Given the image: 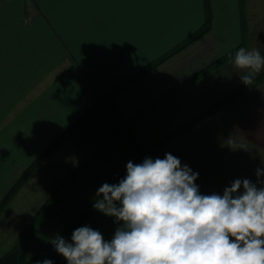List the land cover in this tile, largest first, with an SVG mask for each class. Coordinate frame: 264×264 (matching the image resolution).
I'll return each instance as SVG.
<instances>
[{"label": "crops", "instance_id": "0c3cea01", "mask_svg": "<svg viewBox=\"0 0 264 264\" xmlns=\"http://www.w3.org/2000/svg\"><path fill=\"white\" fill-rule=\"evenodd\" d=\"M256 6V0H211L210 33L114 98L119 116L110 111L109 123L100 122L110 110L101 103L80 130L100 138L82 146V153L88 155L117 127L122 135L83 175L96 183L93 195L134 160L130 138L146 149L242 85L243 73L234 66L238 47L264 56ZM244 17L252 21L243 22ZM203 21V0H0V168L6 157L10 168L8 177L0 170V183L9 185L100 97ZM116 142L124 154L107 158ZM68 146L69 157L77 159L79 145L71 139L61 147ZM166 153L199 174L194 183L203 195L222 194L236 179L256 183V170L264 168V82L151 158ZM83 226L98 230L106 241L120 227L97 210ZM62 264H67L63 257Z\"/></svg>", "mask_w": 264, "mask_h": 264}, {"label": "clouds", "instance_id": "9594fccd", "mask_svg": "<svg viewBox=\"0 0 264 264\" xmlns=\"http://www.w3.org/2000/svg\"><path fill=\"white\" fill-rule=\"evenodd\" d=\"M234 66L250 87L264 56L241 47ZM198 175L171 153L129 161L95 194L93 208L120 225L111 239L83 226L70 242L57 234L49 243L67 264H264V168L256 183L236 179L222 194H201Z\"/></svg>", "mask_w": 264, "mask_h": 264}, {"label": "trees", "instance_id": "16d2710c", "mask_svg": "<svg viewBox=\"0 0 264 264\" xmlns=\"http://www.w3.org/2000/svg\"><path fill=\"white\" fill-rule=\"evenodd\" d=\"M203 9H204V21L202 26L194 32L192 35L184 39L182 42L177 44L175 47L170 49L167 53L163 54L158 59L152 61L146 65L143 69L124 80L114 88H112L108 93L100 97L92 106H90L72 125H70L58 138L55 139L40 155H38L32 163L22 171L20 176L14 181V183L8 188L4 195L0 198V216L5 211L7 206L12 202L14 197L18 194V191L25 185V183L30 179L34 171L42 165L48 157L58 150L66 141L75 140L76 144L79 147L87 146L90 147L91 140H99L100 137H95L89 133L81 132L82 128L90 125L92 121V116L99 110L100 106L104 103L110 111L119 116V111L113 104V99L120 95L122 92L136 84L140 79L150 75L156 68L161 66L164 62L170 58L178 55L182 51L186 50L188 47L194 45L196 42L205 37L212 29V11H211V0H203ZM240 48V47H238ZM237 48V49H238ZM236 49V50H237ZM233 55V51L228 53L225 58H230ZM221 59L216 62H220ZM264 82V71L259 73L252 85L250 87L241 85L231 91L228 95L219 99L213 103L206 110L193 117L192 119L186 121L184 124L176 127L173 131L167 135L161 137L158 141L151 144L148 148L141 150L138 147L134 139L129 141V145H132L134 148L135 158L132 161L134 164L141 163L145 157H152L160 150L164 149L166 146L170 145L177 139L181 138L194 128L198 127L204 121L208 120L212 116L216 115L220 111L224 110L226 107L231 105L237 99L250 92L251 90L259 87ZM102 103V104H101ZM112 112V113H113ZM135 118V117H134ZM133 118V119H134ZM132 119V120H133ZM101 122V121H100ZM128 122V121H126ZM102 123H105L102 121ZM121 127H117L112 134H109L97 148L93 149L87 157L78 164L69 175L60 181L57 186L53 187L50 191V194L45 199L43 204L38 208L32 218L26 223L21 232L19 233L16 241L13 246L5 252L0 257V264H36L37 261H40L41 264L44 260L49 259L53 264H62V256L58 255L52 244H46L40 251L36 252L34 255L27 256L25 245H29L35 236L43 230L46 225H48L53 220L57 219V216L61 214L64 210L61 207V203L65 200L66 193L70 189V185L74 181L81 178L86 171L89 170L91 163L106 150L107 145L110 141L115 140L118 135H122ZM86 131V130H85ZM89 142L87 141L88 137ZM93 142V143H94ZM125 176V169L117 175L113 180L108 184H116ZM69 186V187H68ZM71 190V189H70ZM67 198V197H66ZM95 197L87 205V207L80 212L79 215L73 217V221L70 227L64 232L63 235H60L64 239L70 235L74 230L81 227L88 218L96 211L93 208Z\"/></svg>", "mask_w": 264, "mask_h": 264}, {"label": "rangeland", "instance_id": "374dc122", "mask_svg": "<svg viewBox=\"0 0 264 264\" xmlns=\"http://www.w3.org/2000/svg\"><path fill=\"white\" fill-rule=\"evenodd\" d=\"M256 3V12L262 13V18L257 19L256 23V32L259 33V31H264V0H256ZM248 20L252 21V17L249 19L247 17L243 18V22H247ZM246 32L247 31L245 28L243 29L242 24L244 47H246L249 41ZM102 121L105 123L110 122V110H108L107 114L103 115L101 122ZM111 126L114 127V124ZM89 139H91L90 136L87 138L88 142ZM129 141H131V138ZM140 145L139 147L143 148L141 147L142 145ZM80 148L81 152L79 153V156H77V159L75 158V160L74 158L72 159V157H69L71 153L69 146L65 151L63 150V147H60L34 171L30 179L18 191V194L14 197L12 202L7 206L5 211L0 216V257L13 246L19 233L26 223L32 218L38 208L43 204L45 199L50 194L51 189L57 186L60 181L65 179L69 173L72 172L75 166L80 164L78 159L87 155V153H82V147ZM112 152H115L113 153L115 159H118L119 156L124 154V152L121 151V148H119V144L117 142L112 145L111 150L107 152L105 156L108 158V154ZM31 162L29 163V161H27V166L21 169L13 178V180H11L12 177L9 179L11 180L9 185H3L0 183L1 197L20 176L22 171L31 164ZM8 164L9 158L6 157L5 166L0 168L2 173H4L7 177L10 174V168L8 167ZM4 180H6V178H4ZM74 182L76 183H72L70 185L71 190L69 189L65 194L67 198L64 197L65 200H63L60 204L64 211L57 216L56 220H53L48 225H46V227L35 236L29 245H25L27 247L25 249L27 256L34 255L36 252L40 251L46 244L49 243V240L54 239L57 234L63 235L64 232L70 227L73 217L79 215L80 212L84 210L95 197L93 192H95L94 187L96 186V183H94V180L91 178V176H89V178L83 176V178L81 177ZM2 186L6 188L4 191L1 189Z\"/></svg>", "mask_w": 264, "mask_h": 264}]
</instances>
